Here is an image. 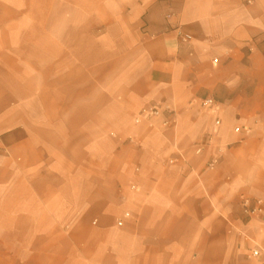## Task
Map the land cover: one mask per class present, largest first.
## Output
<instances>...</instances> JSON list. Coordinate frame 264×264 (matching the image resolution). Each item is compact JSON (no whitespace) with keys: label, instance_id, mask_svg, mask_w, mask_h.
<instances>
[{"label":"crops","instance_id":"0c3cea01","mask_svg":"<svg viewBox=\"0 0 264 264\" xmlns=\"http://www.w3.org/2000/svg\"><path fill=\"white\" fill-rule=\"evenodd\" d=\"M0 264H264V0H0Z\"/></svg>","mask_w":264,"mask_h":264},{"label":"built area","instance_id":"2783aa9c","mask_svg":"<svg viewBox=\"0 0 264 264\" xmlns=\"http://www.w3.org/2000/svg\"><path fill=\"white\" fill-rule=\"evenodd\" d=\"M203 104L205 107H212V105L214 103H213V100L208 99V100H205ZM174 117H175V111L173 109H171L169 106L154 105V106H151L149 108L144 109L141 112V114L136 118L135 122L137 124H140L143 119H147L149 121V120L160 118L163 120L162 121L163 127L168 128L172 125ZM150 125L152 126L153 124L151 123ZM200 150L201 149H198V151H200ZM217 163H218L217 158L212 159L208 163V168L210 170L215 169ZM254 205L255 206L253 207V203L251 201L245 200L243 202L244 213L250 217L258 215L260 210H261V207L263 206V203L261 201H257V202H255ZM261 253H262V251L257 249V250H254L252 254L254 257H258Z\"/></svg>","mask_w":264,"mask_h":264}]
</instances>
